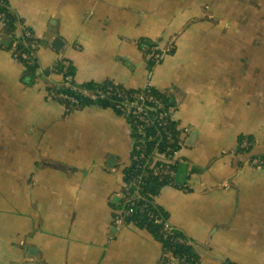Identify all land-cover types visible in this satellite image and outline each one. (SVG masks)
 Here are the masks:
<instances>
[{
  "label": "crops",
  "instance_id": "obj_1",
  "mask_svg": "<svg viewBox=\"0 0 264 264\" xmlns=\"http://www.w3.org/2000/svg\"><path fill=\"white\" fill-rule=\"evenodd\" d=\"M40 42L27 73L0 22V264H186L150 230L114 223L134 125L112 107L48 98L60 57L76 80L166 92L190 129L156 203L199 264H264V0H11ZM175 48L161 62L156 47ZM168 47V48H167ZM32 76L25 83V75ZM252 137V152L238 150ZM180 185H187L189 190Z\"/></svg>",
  "mask_w": 264,
  "mask_h": 264
},
{
  "label": "built area",
  "instance_id": "obj_2",
  "mask_svg": "<svg viewBox=\"0 0 264 264\" xmlns=\"http://www.w3.org/2000/svg\"><path fill=\"white\" fill-rule=\"evenodd\" d=\"M9 10H12L10 0H0V22L4 25L2 35L9 22L7 18ZM19 26L20 30L17 34L20 40L18 41L25 47L21 55L26 63L31 64L38 60L39 46L32 30L26 25L25 21L19 19ZM12 32L14 33V30ZM12 34L9 36L11 37ZM166 54L167 49L165 47H156L153 60L161 62ZM60 68H62V72ZM69 68L70 61L64 59V57H60L54 63L51 70L53 73L60 75L61 80L51 83L47 89L48 98L60 102L64 105L67 112L66 101L73 104L77 100L67 93L60 92L59 88L61 87H71L73 90L81 92L93 100L108 99L116 96V103L113 109L125 116L134 125L135 144L132 164L135 165L134 173L136 171L138 174L134 175L130 181L124 183L120 205L115 208L114 212L115 226L121 229L128 225L130 217L135 213L138 204L143 201L142 208L150 213L154 222L166 231L172 230L173 226L168 218L161 212H152L150 202L148 203L139 191L145 184V177L150 174L154 176L163 175V177L166 175L176 176V172L172 169V164L170 163L180 159L179 153L181 149L176 148L175 150L174 147L178 140L181 141L180 143H184L182 142L184 141L183 137L189 134L190 129L186 127L184 129L181 127L174 128L172 126L171 121L167 117L168 109L165 105V100L153 94L148 86L139 89L116 87L98 90L81 89L76 85L75 74L69 73L66 75ZM162 144H164L163 150L161 148ZM255 146V141L245 137L238 144V150L242 153L250 149L252 151ZM160 149L161 152H159ZM251 164L264 169V153L254 156ZM134 188L136 189L135 194ZM184 189L189 190V187L186 185Z\"/></svg>",
  "mask_w": 264,
  "mask_h": 264
},
{
  "label": "trees",
  "instance_id": "obj_3",
  "mask_svg": "<svg viewBox=\"0 0 264 264\" xmlns=\"http://www.w3.org/2000/svg\"><path fill=\"white\" fill-rule=\"evenodd\" d=\"M10 4H11V0H10ZM7 18L9 19L7 28L3 34V38L5 37H10L9 35L12 34L13 30L14 33L12 34V36L10 37L11 42L10 45L6 46L7 48L11 49L13 51V55L14 57L19 60L25 67H26V71L27 73L31 74V75H35V73L38 70V60L28 64L25 62V60L23 59L21 53L23 52V50H25V47L21 44L20 41V37H18L19 30H20V26H19V18L18 16L15 14V12H13V10H9L8 14H7ZM36 43H38L39 49H40V42L36 39ZM168 48V47H167ZM175 52V48H168L167 49V53L171 54ZM64 59H66L64 57ZM61 67V66H60ZM61 72H62V68H60ZM75 74L74 71V67L72 62L70 61V68L68 69V73L67 74ZM65 77V75H64ZM76 85L78 88L81 89H88V90H98V89H105L108 87H116V88H126L123 85L120 84H116V82L112 79H108L104 82H95V81H90V82H85V83H79L76 80ZM149 90L155 94L156 96L163 98L165 100V105L168 109V119L171 121L172 126L175 128H179L181 127L182 129H184L185 127H182L181 125H179L175 119L173 118V103L171 100V97L169 96L168 93L166 92H162L159 91L151 86H148ZM131 89V88H129ZM138 89V88H137ZM60 92H64L67 93L70 96H73L77 102L75 103H71L66 101L65 106L67 108V113H74L75 111L84 109L87 106L90 105H98L101 106L103 108H108V107H112L114 108V104L116 103V96L114 97H110L108 99H98V100H93L90 99L88 97H86L85 95H83L81 92L75 91L73 90L71 87H61L59 88ZM119 113V112H118ZM149 131H151V129H149ZM189 134H187V136L183 137L182 142H186V138L188 137ZM245 137H241L240 140H242ZM250 139L253 140L252 137H249ZM181 141L178 140V142L176 143L174 149L176 150V148L181 149L184 143H180ZM162 150L164 148V144H162L161 146ZM134 151V149H133ZM181 151V150H180ZM253 151V150H252ZM251 149L244 151L243 153H247V152H252ZM161 152V149L160 151ZM256 156V155H255ZM169 157V155H168ZM170 164H172V169L176 172V176L171 177V176H164L163 175H159V176H154L153 174H150L149 176L145 177V184L140 188V194L143 195V197L146 199V201L149 203L150 202V207H151V211L152 212H157V213H163L166 217V211H164V209L162 207H160L156 201L155 198L156 196L160 193L161 189L163 188V186H167V185H179V183L177 182V177H178V171L180 170V164H181V159L176 160L175 162H171ZM135 165L132 164V166H130L129 168L126 169L125 172V182L130 181L134 175L138 174V172L135 171ZM182 186V185H180ZM186 185L182 186V189L185 188ZM134 194L136 193V189L134 188ZM144 204L143 201H141L138 206L137 209L135 211V213L130 217V222L129 224H133L135 226L138 227H142V228H146L148 230H150L160 241H162V243L164 244V247L166 248L167 252H171L173 253V255L177 258L183 259L186 264H199L200 260H201V256L198 252V250L196 249L195 245H194V241L183 231L177 229L176 227H173L172 230H165L163 227L157 225L154 220L152 219V217L150 216V213L148 211H146L145 209L142 208V205ZM120 205V203L118 205L115 206V208H117ZM218 264H238L232 260H226L222 263H218Z\"/></svg>",
  "mask_w": 264,
  "mask_h": 264
},
{
  "label": "water",
  "instance_id": "obj_4",
  "mask_svg": "<svg viewBox=\"0 0 264 264\" xmlns=\"http://www.w3.org/2000/svg\"><path fill=\"white\" fill-rule=\"evenodd\" d=\"M6 39H9V41L11 42L10 37H8V36L5 37V38H4V41H5ZM23 81H24L25 83H31V82H32V76L29 75V74L25 75L24 78H23Z\"/></svg>",
  "mask_w": 264,
  "mask_h": 264
},
{
  "label": "rangeland",
  "instance_id": "obj_5",
  "mask_svg": "<svg viewBox=\"0 0 264 264\" xmlns=\"http://www.w3.org/2000/svg\"><path fill=\"white\" fill-rule=\"evenodd\" d=\"M245 1V0H244Z\"/></svg>",
  "mask_w": 264,
  "mask_h": 264
}]
</instances>
